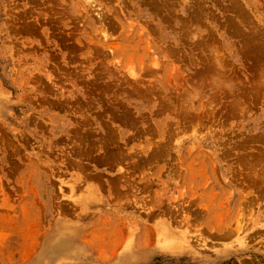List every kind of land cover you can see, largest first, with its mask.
Instances as JSON below:
<instances>
[{
  "label": "rangeland",
  "instance_id": "obj_1",
  "mask_svg": "<svg viewBox=\"0 0 264 264\" xmlns=\"http://www.w3.org/2000/svg\"><path fill=\"white\" fill-rule=\"evenodd\" d=\"M48 262L264 264V0H0V264Z\"/></svg>",
  "mask_w": 264,
  "mask_h": 264
},
{
  "label": "bare ground",
  "instance_id": "obj_2",
  "mask_svg": "<svg viewBox=\"0 0 264 264\" xmlns=\"http://www.w3.org/2000/svg\"><path fill=\"white\" fill-rule=\"evenodd\" d=\"M73 189V188H72ZM71 189V190H72ZM73 191V190H72ZM71 191V192H72ZM63 237V236H62ZM61 237V238H62ZM62 240V239H61ZM188 242V241H187ZM176 243H179V242H176V238L175 237H163L162 238V241L161 243L159 244V248L160 250H163V251H167V252H170V253H174V252H177V254L179 253L178 251L181 250V248L185 247L186 244H183V243H179V245H181L180 247L178 246V244ZM189 243V242H188ZM190 244V243H189ZM58 245V244H57ZM183 245V246H182ZM185 245V246H184ZM189 246V245H188ZM191 246V245H190ZM192 247V246H191ZM186 250V249H184ZM58 251V250H57ZM189 251V250H188ZM51 259V258H50ZM54 260V258H53ZM49 263V262H48ZM50 264V263H49Z\"/></svg>",
  "mask_w": 264,
  "mask_h": 264
}]
</instances>
